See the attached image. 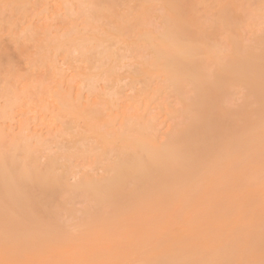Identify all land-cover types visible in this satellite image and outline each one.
<instances>
[{
	"label": "bare ground",
	"instance_id": "obj_1",
	"mask_svg": "<svg viewBox=\"0 0 264 264\" xmlns=\"http://www.w3.org/2000/svg\"><path fill=\"white\" fill-rule=\"evenodd\" d=\"M128 1L122 9L120 0H0L14 44L12 53L0 51V264H264V26L253 25L264 19V0L252 10L245 0H158L160 29L147 21L153 0L135 8ZM75 7L82 27L69 20L60 31L47 20L60 9L73 17ZM33 11L45 15L40 27L30 22ZM246 25L255 44L245 42ZM220 31L224 52L206 38ZM72 49L86 63L79 77L87 82L79 80L88 93L102 79L117 90L100 93L103 109L91 92L61 82L39 89L37 70L56 75L57 58L68 60ZM21 57L26 73L16 65ZM236 85L245 89L238 86L239 109L224 97ZM28 108L56 134L30 131ZM14 111L20 130L11 134L5 122ZM214 115L221 122L216 117L212 130ZM176 116L183 119L168 128ZM79 192V203L89 204L74 211L67 201L75 204L70 194ZM59 193L71 196L64 195L69 214L65 198L55 202ZM61 210L83 215L70 218V229Z\"/></svg>",
	"mask_w": 264,
	"mask_h": 264
},
{
	"label": "rangeland",
	"instance_id": "obj_2",
	"mask_svg": "<svg viewBox=\"0 0 264 264\" xmlns=\"http://www.w3.org/2000/svg\"><path fill=\"white\" fill-rule=\"evenodd\" d=\"M57 1H58V0H57ZM120 1H121V3H117V6H118V4H121V8L123 9V6H125V5L127 4V2H123V0H120ZM125 1H127V0H125ZM137 1H138V0H129V1H128V5H129L130 7L132 6V7L135 8L134 3L136 2L135 4H136V6H137V5H138ZM153 1H154V2H153V4H152V6H153L155 9L152 10V7H151V11H153V12H152V14H151V12H150V14H149V20H148L147 18H146V19H147L148 22L151 20V22H153L154 24H156L155 27H156V28L158 27V28L160 29V28L162 27V25H161V24H158V23H160V22H158V21H161V19H160V20H157V21H153V20L159 19V18H155L156 15L153 17V15H154L155 13H158V11L160 10V6H159V5H161V4L158 5V2H159L158 0H156V1L153 0ZM242 1H243V0H242ZM117 2H119V0H117ZM130 2L133 3V4H130ZM243 2H245L247 5H248V2H249V4H251V6L253 5L252 7H250V6L248 5L249 8H250V10H252L253 8H257V7H255V6H257V1H256V0H255V1H254V0H253V1H251V0H247V1H246V0H245V1H243ZM254 2L256 3L255 6H254ZM54 3H55V2H54ZM54 3H51V4H53V5L57 4V3H55V4H54ZM123 3H126V4L123 5ZM159 3H160V2H159ZM37 4H39V3H37ZM128 5H127V6H128ZM156 5H157V6H156ZM74 6H75V5H73L72 7H74ZM119 6H120V5H119ZM158 6H159V7H158ZM248 6H247V7H248ZM116 8H119V12H117L118 10H116V12H117V14H118V13L120 14V7H116ZM251 8H252V9H251ZM74 9H75V10H73V17H71V15H70V16H69V15L67 16V15H66L67 12L64 11V10H62V9H60L59 11H57V13H54V14H53L49 19H47V20H51V22L54 23V24L57 23V24H56V25H57V28H54V29H60V28H61L60 31H63V30H64V27H63L64 24L67 23V22L70 23V21H71V22L75 21V23H78L79 27H82V26H81V25H82V21H81V20H82V16H81V14H79V12L76 10V7H75ZM156 9H158V10H156ZM3 11L5 12L6 10H3ZM76 11H77V12H76ZM201 11H203V12H201V13H199V14L202 15V16H205V15H206V13H205V12H206L205 9H203V10H201ZM204 11H205V12H204ZM215 11H216V10H215ZM256 11H257V10H254V13H255ZM33 12H34V13H33ZM33 12H31V15L33 14V15H32L33 17H31V18H33V19H31V18L29 17V18L31 19V20H30V19H29V20H30V22H34V23L36 24L37 27H40L39 25L41 24V22L46 20V19L43 20V19H44L43 16H45V15H44L43 12H42V14L40 13V14H38V15H36V12H35V11H33ZM65 12H66V13H65ZM154 12H155V13H154ZM207 12L211 13V15L215 13L214 10H210V11H207ZM212 12H213V13H212ZM6 13L9 14V13H12V12H7V11H6ZM60 13H61V14H60ZM209 13H207V14H208V18L210 19V18L213 17L214 15L209 16ZM45 14H46V13H45ZM62 14H63V15H62ZM203 14H204V15H203ZM31 15H30V16H31ZM39 15H42V16H39ZM64 15H65V18H64ZM79 15H80V16H79ZM36 16H37V17H36ZM38 16H39V17H38ZM62 16H63V17H62ZM66 16H67V17H66ZM54 17H55V18H54ZM77 17H78V18H77ZM80 17H81V18H80ZM147 17H148V16H147ZM152 17H153V19H152ZM156 17H157V16H156ZM205 17H206V16H205ZM246 17H247V16H246ZM246 17H245V18H246ZM253 17H254V16H253ZM71 18H75V20H71ZM76 18H77V19H76ZM97 18H98V17H97ZM97 18H96V19H97ZM248 18H250V17H248ZM248 18H246V19H248ZM27 19H28V18H27ZM36 19H37V21H36ZM40 19H42V20H40ZM206 19H207V18H206ZM209 19H207V20H208V23H212L213 20L210 22ZM255 19H257V18H255ZM260 19H261V18H260ZM260 19H258L257 21H255L254 18H253V22H254V23L252 22L253 25H254L256 22L259 21L260 23H259V22H258V23L261 24V26L263 27L264 25H263L262 20L264 21V19H261V20H260ZM69 20H70V21H69ZM76 20H77V21H76ZM78 20H80V21H78ZM210 20H211V19H210ZM4 22H5V23H4ZM79 22H80V23H79ZM151 22H149V24H152ZM155 22H156V23H155ZM2 23H3V24H2ZM39 23H40V24H39ZM63 23H64V24H63ZM0 24H1V26H0L1 30L4 28V29L1 31V34H0V51H1L2 48L4 47L3 49H6V50H7V48H8V49H10V52L12 53L11 50L14 49V46H13V47H11V46L14 45V44L11 42V41H12V37H11V35H9V33L7 32V29L9 28V27H8L9 24H8V22L6 23V21H2ZM7 24H8V25H7ZM58 24H59V25L61 24V25L59 26ZM62 24H63V25H62ZM80 24H81V25H80ZM56 25H55L54 27H56ZM67 25H68V24H67ZM159 25H160V26H159ZM2 26H4V27H2ZM68 26H69V25H68ZM152 26H153V25H152ZM259 26H260V25H259ZM261 26H260V27H261ZM65 27L67 28L66 24H65ZM153 27H154V26H153ZM260 27H259V28H260ZM211 28H212V27H209L208 30L211 31V30H210ZM244 28H245V29L248 28L247 25H246ZM244 28H243V30L245 31ZM5 29H6V31H5ZM40 29H41V28H40ZM40 29L37 28V31L39 30V33H40V32L43 33V31L40 30ZM79 29H80V28H79ZM263 29H264V28H263ZM206 30H207V29H206ZM3 31H4V32H3ZM212 31H213V28H212ZM248 31H249V30H248ZM5 32H6V34H5ZM207 32H208V31L205 32V36H206V33H207ZM220 32H221L222 34H221ZM220 32H219L218 34H216V35H213V37H216L215 39H213L212 37H211L212 39L209 38L210 35L212 36V34H210V32H209V35H208L206 38L208 39V41L211 40L210 43H211V42L214 43V41H216L217 43L215 42V44H219V45H218L219 47H222V48H223V46H224L223 49L221 48L222 51L224 52V51L226 50L225 48H227V47H226V44H227V43H225V42H227V40H226L227 37L224 35L225 32H222V31H220ZM7 33H8V34H7ZM245 33H246V35H244V38L247 37V38L245 39V42H247V41L250 42V41H251V43H250L251 45H252V44H255L254 41H252V40H253V39H252L253 37H252L251 34H250V35H251L250 38H251L252 40H251V39L248 40L249 38H248L247 29H246V32H245ZM245 33H244V34H245ZM37 34H38V33H37ZM51 34H52V33H51ZM51 36H53V35H51ZM221 36H222V37H221ZM245 36H246V37H245ZM220 37H221V38H220ZM10 38H11V39H10ZM216 39H217L218 41H217ZM213 40H214V41H213ZM221 40H223L224 42L221 41ZM225 40H226V41H225ZM219 41H221V42H219ZM249 42H247V43L249 44ZM11 43H12V44H11ZM213 43H212V44H213ZM10 44H11V45H10ZM221 44H223V45L221 46ZM12 48H13V49H12ZM73 49H74V48H73ZM73 49H72V52H73ZM74 50H75V49H74ZM14 51H15V50H14ZM14 51H13V52H14ZM72 52H71V53H72ZM76 52H77V51H76ZM76 52H73V53H72V55L74 54L73 56H71V54H70V56L73 57V58L70 57V58H68V60H67V59H64L63 56H59V57L57 56V57H58V58H57V60H58V62H57V63H58V64H57V67H58V66H59V67H58V72L56 73V75H55V73L52 72V71H51V72H50L49 70L46 71L45 69H41V68H40V70H37V74H36L35 72L29 71L30 73H27V74H25V75H26V76L32 75V76L36 77V79L39 80L40 82L43 81V84H44V85H43V84H42V85H43L44 87H40L39 89H41V88L44 89V90H43L44 92H48V90H49V91H52L53 89L56 88V87L54 88V86H57V85L61 82V83H60V84H62L61 87H63L64 89H65V88H66V89H71V92H74V93H75L74 90H80L79 92H81L82 94H84V95H89L90 92L92 91V89L90 88L91 91L89 90L90 92L88 93V89H87L88 85H87V87H86V85H85V83H86L87 81H82V80H81V79H82V78H81L82 76L79 77V75H80L81 72H82L81 75L83 74V72H84V70H83L84 68H83V67H85L86 63H83L82 60H80V59H81V55H80V59H79V55H78V54H80V53L78 52V53L76 54ZM125 52H126V51H125ZM128 55H129V56L131 55V52H130V51H129V53H126V56H128ZM126 56H125V57H126ZM68 57H69V56H68ZM127 58H128V57H127ZM129 58H130V57H129ZM70 59H71V61H70ZM125 59H126V58H125ZM21 60H22V61H21ZM23 60H24V59H23L22 57H21V59L18 58V61H17V58H16V61H17L16 65L19 67V70L21 69L20 71H22L23 73H26V71L28 70V69H27V68H28V65H27V63H26L25 61H23ZM19 61H20V62H19ZM69 61H70V62H69ZM125 61H127V59H126ZM125 61H123L122 63H124ZM18 62H19V64H18ZM25 63H26V64H25ZM81 66H82L83 69L81 68ZM77 69H78V70H77ZM80 69H82L83 71H82V70L80 71ZM60 71H61V73H59ZM27 72H28V71H27ZM39 72H40V74H41L42 76L39 74ZM43 72H46V73H43ZM76 72H78V75H77ZM47 73H48V74H47ZM28 74H29V75H28ZM33 74H36L37 76L39 75V78L41 77L40 79H42V81H41L39 78H37L36 75H33ZM46 74H47L48 77H46ZM59 74H60V75H59ZM79 78H80V80H81L82 82H85V83H82V82L79 80ZM58 79H59V80H58ZM57 80H58V82H57ZM94 80H95V79H94ZM94 80H93V82H95V84H97L96 82L99 81L100 79H99V80L97 79L96 81H94ZM103 80H104V79H102V81H99V82H98V84H97V86H96V88H95V89L97 90V92H96L95 94H92V92H95V91H92V92H91L92 95L90 94V96H94V97H91V98H92V99L94 98L93 101H94L95 105L98 103L97 105L100 104V106L103 105V107H105V106H104V105H106L105 102H104V104H102L101 102L105 100V97L108 98V95H107V94H111V95L113 96V95L115 94L114 92H116L117 90H115V88H113V89L110 88V87L108 88V85L106 84V81H103ZM44 82H45L46 84H45ZM88 84H90V83L88 82ZM120 84L122 85L123 92H124L125 95L130 96L132 93H134L135 90L132 89V87L129 85V82H128L126 79L123 80V82H120ZM120 84H119V86H120ZM45 86H46V87H45ZM70 86H73V87H70ZM93 86H94V85H93ZM238 86H239V85H236L235 88H237ZM47 87H48V90H47ZM51 87H53V88L50 89ZM80 87H81V89H79ZM91 87H92V86H91ZM239 87H240V86H239ZM239 87H238L237 89L233 90L232 88H234V87L232 86V87H231V89H232V90H231V95L228 93L227 90H226V91H227V92H226V96H224V94L222 95V96H224L225 98H227V96H230V97L227 98V99L229 100V101L227 102V104H229V103L232 104L233 101H234V103H235L236 106L234 105V103L232 104V106H231V105H230V106H231L232 108H235V109H236V108L239 109L240 105H239V107H238L237 104H236V102L238 103V101L241 100V99H240V97H241L240 95L243 96V94H244V93H243V94L241 93V90L239 91ZM241 87H242V86H241ZM241 87H240V88H241ZM72 88H73V89H72ZM74 88H75V89H74ZM77 88H78V89H77ZM97 88H98V89H97ZM105 88H106V89H105ZM107 88H108V91H110V92L107 91ZM244 88H245V87H244ZM42 89H41V91H42ZM45 89H46L47 91H45ZM93 89H94V88H93ZM228 89H229V88H228ZM72 90H73V91H72ZM100 90H101V91H100ZM114 90H115V91H114ZM133 90H134V91H133ZM229 90H230V89H229ZM243 90H245V89H243V87H242V92H243ZM104 91H105V92L107 91L108 93H106V95H104V94H105ZM236 91H237V92H236ZM246 91H247V90H246ZM79 92H78V93H79ZM102 92H103V93H102ZM224 92H225V91H224ZM224 92H220V94H221V93H224ZM74 93H73V94H74ZM76 93H77V91H76ZM100 93H102V94H101L102 96H103V95L105 96V97H102L103 100H101V101H100V99H101V97H100ZM112 93H114V94H112ZM167 93H168V92H167ZM167 93H166V94H167ZM234 93H235V94H234ZM236 93H238V96H237L238 101H237L236 98H235V97H236ZM45 94H46V93H45ZM166 94H164V95H165V98H166L168 101H170V102L173 101V103H174V102L178 99V98H177V99L175 100V98H176L177 96L175 95L176 97H174V93H172L171 95L167 94L169 97H168ZM220 94H219V95H220ZM228 94H229V95H228ZM239 94H240V95H239ZM246 94H247V93H246ZM75 95H76V94H75ZM232 95H233V96H232ZM234 95H235V96H234ZM171 96H172V98H171ZM222 96L220 95V97H222ZM98 97H99V98H98ZM116 97H117V96H116ZM231 97H232V99L230 100L229 98H231ZM91 98H90V99H91ZM107 98H106V102H107ZM225 98H224V99H225ZM243 98H244V97H243ZM170 99H173V100H170ZM222 99H223V98H221L220 101H221ZM227 99H226V100H227ZM233 99H234V100H233ZM244 99H245V98H244ZM249 99H250V98H249ZM232 100H233V101H232ZM235 100H236V101H235ZM250 100H251V99H250ZM250 100H249V101H250ZM177 101H178V100H177ZM177 101H176V103H175L176 106H177L178 104H180V103H177ZM231 101H232V102H231ZM252 101H253V100H252ZM224 102H225V101H224ZM171 103H172V102H171ZM173 103H172V104H173ZM241 103H243L242 100H241ZM241 103H239V104H241ZM119 105H120V104H119ZM173 105H174V104H173ZM100 106H99V107H100ZM233 106H234V107H233ZM103 107L101 106L102 109H103ZM178 107H179V105H178ZM104 109H105V108H104ZM156 109H157L156 107H153L152 110H151V109H149V110H150L151 113H153V112L156 113ZM29 110H30V109L28 108V109H27V111H28L27 113H28V114L26 113V114H27V118H30V116H34V115H36L35 113H33V114H32V113H29ZM147 110H148V109H147ZM152 111H153V112H152ZM157 111H158V110H157ZM31 112H32V111H31ZM33 112H34V111H33ZM150 112H149V113H150ZM151 113H150V115H151ZM157 113H158V112H157ZM157 113H156V114H157ZM212 113H213V112H212ZM30 114H31V115H30ZM207 114H208V113H207ZM207 114H204V115H207ZM12 115H13V116H12L13 118H12V119H8V120L5 122V125H6V126H8V125L10 126L9 129H10V133H11V134L14 133V132L17 133V132L20 130V127H19V124H20V123H19L18 119H20V117H21V116H20V112H17V111H14ZM153 115H155V114H153ZM180 115H181V114H180ZM204 115H203V119H202V120H204V122H206V120H205L206 117H204ZM208 115H209V114H208ZM177 116H178V115H177ZM177 116H176L175 118L172 117L173 119H171V118L168 119L169 121L167 120V122H168L167 124H169V126L167 125L168 128H169V127L171 128V127L173 126V124H171L172 126H170V123H172V122H173V123L175 122L174 126H175V125L177 126V125L179 124V123H177V121H178V122H181V119H183V116H182V117L179 116V118H178ZM209 116H210V115H209ZM211 117H212V116H211ZM216 117L219 118V116H217V115L215 116V115H214V117H212V119H211V122L209 121V119L207 120V121L209 122V125H210L209 128H211V126L213 127V129L217 127V126H216V127L213 126V125H216V123H215V122L217 121ZM177 118H178V119H177ZM204 118H205V119H204ZM30 119H31V121H30V128H31V130H30V131H32V130H33L32 132L36 131L37 133H39V135H40L41 137H44V138H45V137H47V138H51L52 136H54V135H53L54 131H53V127H52V125H51V126L47 125L46 122H45V119H44V118H40V119L37 118V119H34V120H32L33 118H30ZM179 119H180V120H179ZM215 119H216V120H215ZM233 119H234V118H233ZM235 119H236V120H235ZM235 119H234V120H235L234 123L231 122L232 118H231V119H228V120H229L228 122L233 124V125H231V126H234L235 124L239 123V122H237V120H239V119H237V118H235ZM175 120H176V121H175ZM171 121H172V122H171ZM212 121H213V122H212ZM219 122H221V121H220V118H219L217 124H218ZM161 123H162V124H161ZM161 123H160V129H161V131H162V134H163V132L165 133V131L168 133L169 130H168L166 127H165L166 130H165V128H164V126H166V125H165V124H166V121H165V122L163 121V122H161ZM163 123H164V124H163ZM206 124H207V123H206ZM227 125H228V123H227ZM161 126H162V128H161ZM235 126H236V125H235ZM235 126H234V127H235ZM227 127H229V128H227ZM227 127H226V130H227V133H228V131L230 132V129H231V128H230V124H229ZM224 128H225V127H224ZM162 129H163V130H162ZM211 129H212V128H211ZM213 129H212V130H213ZM228 129H229V130H228ZM232 129L234 130L233 127H232ZM11 130H13V132H12ZM164 130H165V131H164ZM167 130H168V131H167ZM224 131H225V129H224ZM231 131H232V130H231ZM52 132H53V133H52ZM227 133H226V131H225V135H226ZM230 133H231V132H230ZM232 133H233V131H232ZM54 134H56V132H55ZM164 135L166 136V134H164ZM228 135H229V134H228ZM162 139H163V137H162ZM163 140H166V137H165ZM51 145H53L52 148H55L54 150H56V144L51 143L50 146H51ZM77 170H80V169L77 168ZM100 170H101V169H100ZM101 171H102V170H101ZM101 171H98V172L102 173ZM78 173H80V172H78ZM78 173H77L76 175H74V176H76L75 178H74V176H72L71 179H72V180H76V179L80 176ZM80 174H81V173H80ZM75 193H77V192H75ZM79 193L81 194V196H79L80 194H79V195H76V194H74V193H72V194L69 193L73 198L76 196V198H74V200H72V201H74L75 204L70 203L71 201H67V199H68L69 197H71V196H66V195L64 194L66 197H68V198L66 199L65 196L63 195V193H62V196H63V197H60L61 194L59 193V195H58V198H60L59 200H58V198L55 199V197H54L57 193H56L55 195H53V198H51V199H52V201H53V199H55V202L57 201L56 203H57L58 206H60V204H58L60 201H64V200L66 199V200H65V203L60 202V203H61V206H63L64 204H66V201H67L68 204H72V205H69V206L71 207V209H73L74 211H75V210L77 211L78 207H79V209H84V208H85V206L83 207V206L81 205L82 203L88 202V204H89V201H88L87 199H86L87 201H85V202H81L82 200L84 201V197H85V196H84V195L82 196V192H79ZM73 194H74V195H73ZM67 195H68V193H67ZM51 196H52V195H51ZM77 196H79L80 198H79V197L77 198ZM48 197H49V196H48ZM56 197H57V196H56ZM82 197H83V199H82ZM49 198H50V197H49ZM64 198H65V199H64ZM73 198H72V199H73ZM86 198H88V197H86ZM201 198H203V197H201ZM34 199H35V198H34ZM61 199H62V200H61ZM75 199H76V200H75ZM79 199H80V200L82 199V200L80 201L81 203H79ZM46 200L50 201V199H46ZM52 201H51V202H52ZM75 201H78V202H75ZM55 202H54L53 204L56 205ZM45 203H46V201H45ZM78 203H79V205H78ZM47 204H48V203H47ZM47 204H46V205H47ZM49 204H50V203H49ZM68 204H67V205H68ZM76 204H77V206H76ZM85 204H86V203H85ZM46 205H44V206H46ZM57 205H56V206H57ZM67 205H65V206H63V207H61V208H65ZM73 205H75V206L77 207V209L72 208ZM80 205H81V206H80ZM83 205H84V204H83ZM86 205H87V204H86ZM56 206H55V207H56ZM46 207H47V206H46ZM51 207H52V205L50 204L49 208H51ZM55 207H54V209H55ZM70 207H66V209H64L65 212H68V214H69L70 212H69V210L67 211V209H69ZM81 207H83V208H81ZM57 209H59V207H58ZM62 210H63V209H62ZM62 210H61L60 213H59L60 215H61ZM56 211H57V210H56ZM71 211H72V210H71ZM58 212H59V211H58ZM72 212H73V211H72ZM78 212H79V213L76 212L77 214H76L75 216H72V214H73V213H72L71 215L68 216L69 218L65 215L64 211H63L62 213L64 214L65 219H67V218L70 219V218H75L76 216H79V214H80V210H78ZM42 213H43V212H41L40 214H42ZM44 213H45V212H44ZM63 214L61 215V217H63ZM68 214H67V215H68ZM74 214H75V213H74ZM74 214H73V215H74ZM43 215H44V214H42L41 217H42ZM82 215H83V213H82ZM82 215L80 214V217H81ZM44 216H45V215H44ZM70 216H71V217H70ZM45 217H47V216H45ZM57 217H58V213H57ZM64 217H63V218H64ZM46 219H48V218H46ZM68 219H67V220H68ZM58 220H59V221L61 220V222H63V219H58ZM67 220H66V221L64 220V223L66 222V224H68V225L73 224V222L70 223V222L72 221V219H70V221H67ZM74 220H75V221H74ZM76 220H78V218L73 219L74 223L77 222ZM67 222H68V223H67ZM70 226H71V227H70ZM70 226H69L70 229H72L73 226H72V225H70Z\"/></svg>",
	"mask_w": 264,
	"mask_h": 264
}]
</instances>
